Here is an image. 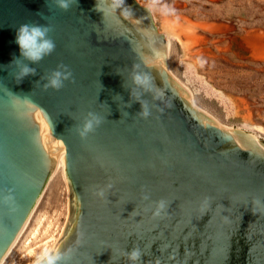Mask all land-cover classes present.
Instances as JSON below:
<instances>
[{
	"label": "water",
	"instance_id": "95a60500",
	"mask_svg": "<svg viewBox=\"0 0 264 264\" xmlns=\"http://www.w3.org/2000/svg\"><path fill=\"white\" fill-rule=\"evenodd\" d=\"M107 2L102 18L95 0L66 12L55 0H0V262L63 161L75 214L52 252L58 264H130L133 248L138 264H264V144L193 106L147 8ZM32 22L52 27L56 49L17 83L16 28ZM58 64L74 82L43 91ZM133 65L162 96L143 97L147 119L139 103L126 106ZM88 111L106 119L81 140ZM102 188L107 200L95 195Z\"/></svg>",
	"mask_w": 264,
	"mask_h": 264
},
{
	"label": "rangeland",
	"instance_id": "374dc122",
	"mask_svg": "<svg viewBox=\"0 0 264 264\" xmlns=\"http://www.w3.org/2000/svg\"><path fill=\"white\" fill-rule=\"evenodd\" d=\"M135 1L165 36L167 67L190 89L193 106L264 144V0ZM74 214L68 179L57 172L0 264H35L45 250L52 254Z\"/></svg>",
	"mask_w": 264,
	"mask_h": 264
},
{
	"label": "clouds",
	"instance_id": "9594fccd",
	"mask_svg": "<svg viewBox=\"0 0 264 264\" xmlns=\"http://www.w3.org/2000/svg\"><path fill=\"white\" fill-rule=\"evenodd\" d=\"M156 3L157 0H152ZM116 5L122 4L123 0H114ZM77 3V0H55L56 7L61 11H68L69 8ZM103 4V6H102ZM109 7L107 0H95L94 10L104 15L105 8ZM163 11L170 12L166 5ZM52 27L47 24L39 23H23L16 28L15 43L19 47V57H14L11 65L16 66V72L13 77L17 83L21 82L25 77L35 76L36 68L31 65H38L45 57L50 56L56 49V43L50 36ZM119 75V73H116ZM46 82L42 86L43 91L49 89L59 91L65 85V82H74L72 71L63 64H58L56 69L47 73V75L41 77ZM129 80L131 87L130 102L126 104L130 107L132 103L140 104V111L137 116L147 119L151 115L149 102L143 97L146 94H151L153 100L162 99V96L155 91V87L152 82L151 76L140 70L139 65H133L129 72ZM124 87V85H123ZM102 88V86H101ZM27 96V95H26ZM29 105H31L29 103ZM110 114V113H109ZM106 117L99 115L94 111H88L83 120L75 126L76 134L81 140H86L90 134H93L105 121ZM110 188L111 185H108ZM95 195L99 198L107 200L105 189H100L95 192ZM145 200L149 199L148 195L143 197ZM11 195L5 197V201L12 200ZM166 209V203L164 200L155 202V211L153 215L159 217ZM124 255L130 261V264H138L141 259V252L138 248H133L129 252H125ZM60 254H51L45 250L36 259L35 264H58L62 260Z\"/></svg>",
	"mask_w": 264,
	"mask_h": 264
},
{
	"label": "bare ground",
	"instance_id": "6f19581e",
	"mask_svg": "<svg viewBox=\"0 0 264 264\" xmlns=\"http://www.w3.org/2000/svg\"><path fill=\"white\" fill-rule=\"evenodd\" d=\"M57 172H61L62 175H63V177H64L65 179L67 178V177H66V174H65V170H64V162H63V161H62V162H61V163L55 168L54 172L52 173V176H53L55 173H57ZM27 221H28V220H27ZM27 221H26V223H27ZM26 223H25V225H26ZM25 225H24V227H25ZM24 227H23V228H24ZM23 228H22V230H23ZM22 230H21V231H22ZM21 231H20V233H21ZM20 233L18 234V236L20 235ZM18 236H17V238H18ZM17 238H16V239H17ZM15 241H16V240H15ZM15 241H14V243H15ZM14 243H13V244H14ZM13 244H12V245H13ZM53 245L56 246V243L53 244ZM53 245H52V248H54ZM11 247H12V246H11ZM11 247H10V248H11ZM9 250H10V249H9ZM9 250H8V251H9ZM7 253H8V252H7ZM7 253H6V254H7ZM5 256H6V255H5ZM5 256H4V257H5ZM3 259H4V258H3ZM3 259H2V260H3ZM0 263H1V262H0Z\"/></svg>",
	"mask_w": 264,
	"mask_h": 264
}]
</instances>
